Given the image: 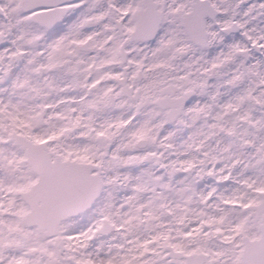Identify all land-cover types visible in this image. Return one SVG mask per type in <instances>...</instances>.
<instances>
[{
	"label": "snow or ice",
	"instance_id": "1",
	"mask_svg": "<svg viewBox=\"0 0 264 264\" xmlns=\"http://www.w3.org/2000/svg\"><path fill=\"white\" fill-rule=\"evenodd\" d=\"M0 264H264V0H0Z\"/></svg>",
	"mask_w": 264,
	"mask_h": 264
}]
</instances>
